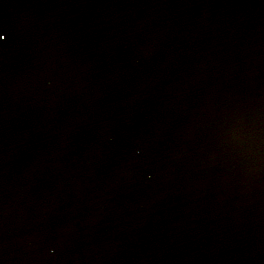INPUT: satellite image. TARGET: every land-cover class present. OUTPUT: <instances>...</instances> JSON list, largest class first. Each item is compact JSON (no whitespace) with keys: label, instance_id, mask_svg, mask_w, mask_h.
I'll return each instance as SVG.
<instances>
[{"label":"snow or ice","instance_id":"1","mask_svg":"<svg viewBox=\"0 0 264 264\" xmlns=\"http://www.w3.org/2000/svg\"><path fill=\"white\" fill-rule=\"evenodd\" d=\"M6 32H0V41H5L6 40Z\"/></svg>","mask_w":264,"mask_h":264}]
</instances>
